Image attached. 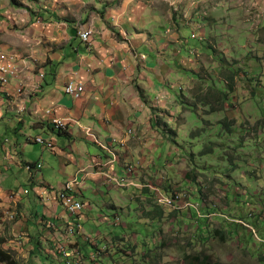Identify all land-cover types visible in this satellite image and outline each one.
<instances>
[{"label": "crops", "instance_id": "0c3cea01", "mask_svg": "<svg viewBox=\"0 0 264 264\" xmlns=\"http://www.w3.org/2000/svg\"><path fill=\"white\" fill-rule=\"evenodd\" d=\"M176 4L0 0V53L14 55L21 69L0 104V210L18 215L14 230L22 236L31 241L39 235L42 220L58 231L44 235L46 245L65 232L72 218L54 198L70 182H77L74 195L88 205L78 220L88 222L101 207H93L86 194L101 198L105 216H129L123 202L132 200L130 189L143 193L140 186L167 183L164 167L180 173L177 140L186 132L184 122L189 124V96L209 88L203 67L215 45L207 24H198L197 11L180 19ZM89 30L91 44L80 36ZM198 39L204 52L192 45ZM74 80L86 87L78 100L65 91ZM49 110L69 121L67 132L51 127ZM39 137L56 149L35 142ZM129 164L136 167L134 185H118L115 179L125 176ZM12 192L21 196L12 199Z\"/></svg>", "mask_w": 264, "mask_h": 264}, {"label": "rangeland", "instance_id": "374dc122", "mask_svg": "<svg viewBox=\"0 0 264 264\" xmlns=\"http://www.w3.org/2000/svg\"><path fill=\"white\" fill-rule=\"evenodd\" d=\"M176 2L175 17L195 9L215 45L203 67L209 88L189 96V124L177 140L180 173L162 169L170 180L161 188L177 190L181 204L170 210L153 195L141 200L142 191L130 189L132 200L123 202L129 216L118 223V217L105 216L101 198L86 194L101 209L88 222L76 218L83 234L62 250L69 256L59 255L54 242L31 255L29 246L18 244L24 237L14 230L16 218L0 210V242L19 264H264V0ZM192 45L204 52L200 39ZM79 239L77 257L72 250H80ZM99 239H109V246L102 260L93 261L99 250L89 242Z\"/></svg>", "mask_w": 264, "mask_h": 264}, {"label": "built area", "instance_id": "2783aa9c", "mask_svg": "<svg viewBox=\"0 0 264 264\" xmlns=\"http://www.w3.org/2000/svg\"><path fill=\"white\" fill-rule=\"evenodd\" d=\"M93 31H84L80 33V36L82 39L87 43H92V36ZM21 72L20 66L17 64L16 57L11 54L7 53H0V104L2 103L3 94L6 92H10V84L12 83L14 78H18L19 74ZM42 78L45 77L44 74L41 75ZM23 87L21 86L18 89V93L21 95L24 94ZM65 91L67 95L72 97L73 99H81L85 93H86V87L84 83H80L78 81H71L69 82L66 87ZM50 120L51 127L59 132H67L69 130V121L67 119H63L60 117H57L54 115L53 110H49L47 112ZM35 142L43 145L45 148L49 150H55L56 145L53 141L45 140L43 137H39L35 140ZM43 164H39L37 167L38 169L43 168ZM32 167H28L30 170ZM135 165L129 164L125 168V176L120 179H115L118 185L122 186H133L134 182L131 180V176L133 175L135 171ZM110 181H114L112 178H110ZM77 182L73 181L70 182L63 190L60 192H57L55 196V201L58 202V204L62 207V209L66 212V214H69L70 216H81L82 211L87 207V205L84 202H81L76 199L74 195V185H76ZM162 185H155V184H147L145 187H148L151 189V191L154 194L156 202L165 207V208H171V209H177L178 203L181 204L179 201L181 200V194H174L173 196H170L166 194L163 189L161 188ZM20 196V193L12 192L10 194V197L12 199H17ZM47 227L55 228L53 224H46ZM42 231L44 229H41ZM82 233V226L75 225L74 223L68 224L66 228V236H75ZM65 246H58V250L63 254V256H69V254H64ZM58 251V252H59ZM77 255H79L77 253ZM79 264V263H78Z\"/></svg>", "mask_w": 264, "mask_h": 264}, {"label": "clouds", "instance_id": "9594fccd", "mask_svg": "<svg viewBox=\"0 0 264 264\" xmlns=\"http://www.w3.org/2000/svg\"><path fill=\"white\" fill-rule=\"evenodd\" d=\"M195 38H196V36H195ZM21 73V72H20ZM45 75V74H44ZM15 79V78H14ZM23 87V86H22ZM23 89H25L24 87H23ZM4 98V97H3ZM2 98V99H3ZM30 167V166H29ZM32 167V166H31ZM30 170H32V168L30 169ZM185 178H187L188 179V175L185 177ZM187 179L185 180L186 182H187ZM168 181V180H167ZM178 182V181H177ZM171 183L172 182H170V184L169 185H171ZM164 184H166V183H164ZM163 185V184H162ZM140 187H142V189H143V193H142V196H143V194L144 195H150V197H151V195H153V200H155V197H154V194H153V192L151 191V189H149L148 187H145V185H143V186H140ZM46 191H49V190H47V188H44ZM63 190V189H62ZM165 190V189H164ZM175 192H178L177 190H175V189H173L172 190V192L171 193H167V192H165L166 194H168V195H170V196H173L174 194H178V193H175ZM17 193H20V196H21V192H17ZM187 193V192H186ZM194 194H198V193H194ZM19 196V197H20ZM76 197V196H75ZM146 197V196H145ZM150 197H147V199H150ZM77 199V198H76ZM189 199V201H191L190 200V198H188ZM78 200V199H77ZM80 201V200H79ZM82 202V201H81ZM155 202H156V200H155ZM190 203V202H189ZM192 204V203H191ZM87 205V204H86ZM194 205V204H193ZM88 206V205H87ZM185 207H186V205H185ZM167 209H170V210H173V209H171V208H167ZM178 209V208H177ZM175 210V209H174ZM83 212V211H82ZM198 212V211H197ZM66 213V212H65ZM199 213V212H198ZM66 215H68V216H70L69 214H66ZM17 214H15V213H12L11 214V218L12 219H15L16 218V220H17ZM81 216H82V214H81ZM81 216H78V217H74V216H70L71 218H72V220H70L69 222H67V226H68V224H70V223H74L75 225H77V221H76V218H79V217H81ZM117 221H118V223L120 222V218H117ZM48 223H50V224H53V223H51V222H46V221H41L40 223H39V227H40V229H39V235H41V237H40V239L42 240V245L41 246H43V248H45V250L46 251H48L47 250V248H46V246L48 245V244H51V245H53L52 244V242L51 241H49V243L46 245V241H48L45 237H44V235L45 234H50V233H54V232H58L57 231V229H52V228H50L49 226L47 227V225L46 224H48ZM54 225V224H53ZM55 226V225H54ZM67 228V227H66ZM41 229H44L43 231L41 230ZM82 230H83V227H82ZM83 234V231H82V233L81 234H78V235H75L74 237L73 236H66V229H65V232L64 233H61V235H63L64 237H65V240H63V241H60L59 239L57 240V239H55V242H54V244H56V249L58 248V246H60V245H62V246H65V247H68V243L70 242V240H73V239H76V238H78V237H81V235ZM24 238H23V242H21V243H18L19 245H21V246H29L30 247V249L29 250H32V243H31V241L29 240V239H27L28 237H29V235H24L23 236ZM26 237V238H25ZM34 238V237H33ZM56 238H58V237H56ZM32 239V238H31ZM89 243H91L94 247H96L98 250H99V253L96 255V254H92V257H91V259L93 260V261H98V260H102L101 259V256H102V252H104V251H107V249H108V244H105V243H103L100 239H99V241L98 242H94V241H90ZM104 245L106 248H104L103 250H100V246L101 245ZM40 246V247H41ZM58 250V249H57ZM73 251V253H75V252H77L79 255L77 256V257H79V256H82L79 252H82L81 251V249L80 250H72ZM31 253V252H30ZM61 255V254H60ZM64 260V259H63ZM79 264H81L80 262H78ZM77 263V264H78ZM69 264H72V263H70L69 262Z\"/></svg>", "mask_w": 264, "mask_h": 264}, {"label": "trees", "instance_id": "16d2710c", "mask_svg": "<svg viewBox=\"0 0 264 264\" xmlns=\"http://www.w3.org/2000/svg\"><path fill=\"white\" fill-rule=\"evenodd\" d=\"M14 2L16 0H13ZM233 78H230V80H232ZM217 95V94H216ZM200 97V95H199ZM207 98V97H206ZM228 98V96H227ZM215 101L217 103L220 102V97H215ZM214 112V111H213ZM40 235H36L34 238L32 237L31 239V243H32V250L30 251L31 252V255H35L34 253L36 254H41L40 252V249H41V245H42V240L40 239ZM57 250V249H56ZM59 250H57L58 252ZM58 254L60 255L61 252L59 251ZM43 255V254H42ZM197 260V259H195ZM0 264H19L13 257L12 255L10 254V252H8L7 250H5L2 246V243L0 242Z\"/></svg>", "mask_w": 264, "mask_h": 264}]
</instances>
